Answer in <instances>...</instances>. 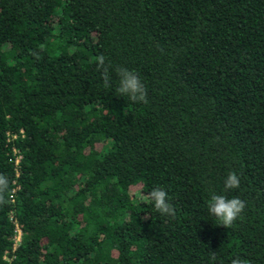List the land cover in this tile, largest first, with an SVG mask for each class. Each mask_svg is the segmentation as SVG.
<instances>
[{
  "label": "trees",
  "instance_id": "trees-1",
  "mask_svg": "<svg viewBox=\"0 0 264 264\" xmlns=\"http://www.w3.org/2000/svg\"><path fill=\"white\" fill-rule=\"evenodd\" d=\"M0 174V264H264V0H0Z\"/></svg>",
  "mask_w": 264,
  "mask_h": 264
},
{
  "label": "clouds",
  "instance_id": "clouds-1",
  "mask_svg": "<svg viewBox=\"0 0 264 264\" xmlns=\"http://www.w3.org/2000/svg\"><path fill=\"white\" fill-rule=\"evenodd\" d=\"M97 70L101 72L104 81V87H111L110 69L118 78V87L115 91L120 97H127L132 103H147V89L141 82L139 75L123 66L113 67L110 63L106 65L105 57L100 55L96 57ZM240 177L235 172H230L223 182L224 190L238 189L240 186ZM9 178L0 174V203L5 202V197L9 191ZM143 199L150 204L154 211L164 216H174L175 208L170 202L171 197L163 188L154 187L148 192H144ZM246 207L244 200L233 196L228 198L225 195L212 194L207 202L208 213L219 221V225L225 229L231 228L233 223L241 216ZM215 260V255L212 256ZM230 264H246V261L240 256L231 259Z\"/></svg>",
  "mask_w": 264,
  "mask_h": 264
},
{
  "label": "built area",
  "instance_id": "built-area-1",
  "mask_svg": "<svg viewBox=\"0 0 264 264\" xmlns=\"http://www.w3.org/2000/svg\"><path fill=\"white\" fill-rule=\"evenodd\" d=\"M13 138H14V136H12V137L8 136L7 139H6V141L8 142L9 140H11ZM12 156H13V158L11 159V161H12L13 166H14V169L16 171L17 165H18V163L20 161V156L17 154V152L13 148H12ZM15 231H16V236L14 237V245H13V247L20 240V231L18 230V228L16 227V225H15Z\"/></svg>",
  "mask_w": 264,
  "mask_h": 264
}]
</instances>
